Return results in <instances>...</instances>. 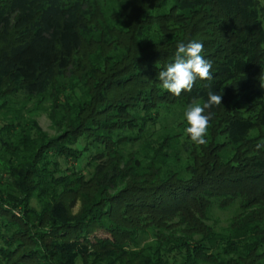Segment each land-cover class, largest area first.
<instances>
[{
  "label": "trees",
  "instance_id": "obj_1",
  "mask_svg": "<svg viewBox=\"0 0 264 264\" xmlns=\"http://www.w3.org/2000/svg\"><path fill=\"white\" fill-rule=\"evenodd\" d=\"M192 40L213 78L174 96ZM263 71L257 0H0V264H264ZM209 90L196 145L166 115Z\"/></svg>",
  "mask_w": 264,
  "mask_h": 264
},
{
  "label": "clouds",
  "instance_id": "obj_2",
  "mask_svg": "<svg viewBox=\"0 0 264 264\" xmlns=\"http://www.w3.org/2000/svg\"><path fill=\"white\" fill-rule=\"evenodd\" d=\"M204 46L196 40L189 41L187 44L178 43L174 62L166 65L164 70L159 71L158 79L164 90L174 96H180L182 92H191L196 80H211L212 63L202 55ZM264 88V83H260ZM220 92L209 90L207 99L203 102L193 100L184 110V118L187 127L185 133L196 145L207 143L206 137L210 127V121L214 113L210 111L214 106L222 104ZM264 147V143L257 144V149Z\"/></svg>",
  "mask_w": 264,
  "mask_h": 264
},
{
  "label": "rangeland",
  "instance_id": "obj_3",
  "mask_svg": "<svg viewBox=\"0 0 264 264\" xmlns=\"http://www.w3.org/2000/svg\"><path fill=\"white\" fill-rule=\"evenodd\" d=\"M259 1V4L261 6H264V0H257ZM262 83H264V71H263V76H262ZM261 91L262 94L264 95V88L261 87ZM45 107L48 106V102L46 104H44ZM243 110V108H241ZM184 109L175 107V108H171V111H168L167 115H166V119L169 121V123L175 122L176 123H181L184 121ZM35 118L37 119L38 123L40 124L41 128L51 137V138H57L60 133L54 129V127L52 126V123L48 117V113L45 110H41L39 111V113H37V115L35 116ZM259 134V132H255L253 134V137H256ZM79 210V206L76 207L75 212H78ZM232 213L231 211L227 212V213H221L220 214V225L221 226H226L228 220L232 217ZM99 237L104 236L102 233H98Z\"/></svg>",
  "mask_w": 264,
  "mask_h": 264
}]
</instances>
